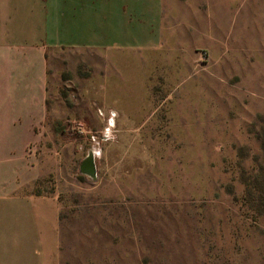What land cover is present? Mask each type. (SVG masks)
I'll return each mask as SVG.
<instances>
[{
  "label": "rangeland",
  "instance_id": "1",
  "mask_svg": "<svg viewBox=\"0 0 264 264\" xmlns=\"http://www.w3.org/2000/svg\"><path fill=\"white\" fill-rule=\"evenodd\" d=\"M165 1L157 51L48 56V264H264V0Z\"/></svg>",
  "mask_w": 264,
  "mask_h": 264
},
{
  "label": "crops",
  "instance_id": "2",
  "mask_svg": "<svg viewBox=\"0 0 264 264\" xmlns=\"http://www.w3.org/2000/svg\"><path fill=\"white\" fill-rule=\"evenodd\" d=\"M165 4V0H0V264H48L50 252L37 208L40 205L44 213L49 200L29 187L45 170L32 148L48 131L51 51L101 53L109 59L107 66L118 53L157 51L165 42ZM94 58L92 65L99 70L97 55ZM57 217L54 213L53 221Z\"/></svg>",
  "mask_w": 264,
  "mask_h": 264
},
{
  "label": "water",
  "instance_id": "3",
  "mask_svg": "<svg viewBox=\"0 0 264 264\" xmlns=\"http://www.w3.org/2000/svg\"><path fill=\"white\" fill-rule=\"evenodd\" d=\"M95 155L94 150H90L87 155L81 160L79 164V173L83 176H87L92 180H96L97 177V167L95 164Z\"/></svg>",
  "mask_w": 264,
  "mask_h": 264
}]
</instances>
